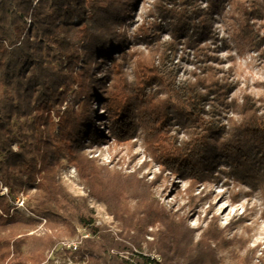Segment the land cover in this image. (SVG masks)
Returning a JSON list of instances; mask_svg holds the SVG:
<instances>
[{"label": "trees", "instance_id": "obj_1", "mask_svg": "<svg viewBox=\"0 0 264 264\" xmlns=\"http://www.w3.org/2000/svg\"><path fill=\"white\" fill-rule=\"evenodd\" d=\"M135 4L0 0V264H45L47 252L72 236L77 224L94 238L84 241L81 260L71 264H220L215 242L225 239L217 224L211 221L196 238L187 219L172 216L154 197L156 180L140 177L141 169L114 171L86 152V142L102 135L93 108L94 64L113 61L115 54L129 56L126 12ZM234 5L242 36L256 49L264 46V34L256 28L264 19L261 0H235ZM212 6L203 7L200 0H155L152 33L136 35L143 34L150 54H139L133 80L122 73L104 100L113 135L126 140L140 126L161 171L189 175L192 186L215 153L243 174L264 166V100L249 93L242 103L231 98L238 82L231 80L230 70L215 65L210 45H200L213 38ZM188 49L194 50L196 67L183 78L182 73L189 74L181 64ZM114 62L121 72V62ZM232 110L239 116H231ZM64 160L76 168L90 198L115 218L118 238L95 226L88 199L62 184ZM28 191L31 216L14 205ZM43 220V234H29ZM153 251L161 260L149 255Z\"/></svg>", "mask_w": 264, "mask_h": 264}, {"label": "rangeland", "instance_id": "obj_2", "mask_svg": "<svg viewBox=\"0 0 264 264\" xmlns=\"http://www.w3.org/2000/svg\"><path fill=\"white\" fill-rule=\"evenodd\" d=\"M200 1L203 7L213 5L209 10L213 38H205L200 45H210L212 55L218 59L215 65L226 71L230 70L231 80L238 82L239 86L231 98L239 99V103H242V96L249 93L264 100V56L261 54L264 46L256 49L250 39L242 36L239 26L241 19L235 9V0ZM261 2L264 11V0ZM154 3L155 0H136L135 6L126 12L125 30L130 41L126 48L130 54L124 59L119 54L113 56L116 62H121V72L117 71L116 64L111 59H99L94 64L91 82L93 108L97 115L96 125L102 135L96 142H86V152L89 157L114 171L127 174L141 169L140 177L146 176L148 181L156 180L152 189L154 197L172 216L187 219L189 226L197 230L196 238L211 221L217 224L224 231L225 239L220 243L215 242L220 264H264V166L257 164L250 170V175L243 174L229 168L224 158L215 153L210 159L211 165L206 174L195 179L192 186L189 175L161 171V166L147 152L140 126L126 140L117 138L110 132L104 100L115 89L114 85H117L122 73L127 76L128 81L133 80L134 61L139 54L145 57L150 54V44L144 40L143 34L152 33L149 29ZM256 28L260 30V34H264V19L256 21ZM138 32L143 34L136 38ZM168 33L163 32L164 40L169 39ZM184 47L181 46L180 49ZM187 52L188 55L184 54L181 64L189 74L182 73L183 78L191 76L196 67L194 50L188 49ZM179 53L182 54L181 51ZM230 115L239 116L236 110H232ZM61 181L71 194L88 199L96 219L95 226L107 228V231L118 238L120 228L115 218L104 204L90 198L85 187L79 183L76 168L68 160L63 161ZM2 194H7L6 187ZM30 194V191L23 192L14 202L16 210L28 216L32 215L28 210ZM45 223L43 220V224L29 234H43L42 227ZM149 231H154V228ZM90 238H94V235L86 227L77 224L75 233L59 242L78 239L83 244ZM147 240L152 241L153 237L147 236ZM50 251L47 252L45 264H71L72 261L81 260L78 251ZM149 255L158 260L162 258L156 251Z\"/></svg>", "mask_w": 264, "mask_h": 264}, {"label": "built area", "instance_id": "obj_3", "mask_svg": "<svg viewBox=\"0 0 264 264\" xmlns=\"http://www.w3.org/2000/svg\"><path fill=\"white\" fill-rule=\"evenodd\" d=\"M78 239L63 240V241L59 242L55 247H53V249H51V251L65 250V251H70L71 253H75L80 249V246L82 245V240H78Z\"/></svg>", "mask_w": 264, "mask_h": 264}]
</instances>
